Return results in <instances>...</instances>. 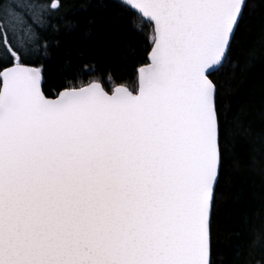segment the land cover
Segmentation results:
<instances>
[{
    "label": "snow or ice",
    "instance_id": "obj_1",
    "mask_svg": "<svg viewBox=\"0 0 264 264\" xmlns=\"http://www.w3.org/2000/svg\"><path fill=\"white\" fill-rule=\"evenodd\" d=\"M252 6L0 0V264H216L229 161L216 77ZM132 33L131 84L63 45Z\"/></svg>",
    "mask_w": 264,
    "mask_h": 264
},
{
    "label": "trees",
    "instance_id": "obj_2",
    "mask_svg": "<svg viewBox=\"0 0 264 264\" xmlns=\"http://www.w3.org/2000/svg\"><path fill=\"white\" fill-rule=\"evenodd\" d=\"M250 3L253 6L247 25L229 62L216 77L228 120L229 155L224 197L215 221L216 264H264V8L259 0ZM125 43L142 48L144 36L132 33L124 41L118 35L106 34L89 42L74 34L63 41L64 48L79 47L86 56L95 55L102 67L118 68L131 84L134 78L129 75L130 68L119 63ZM55 54L63 55V51ZM48 73L52 80L59 76L55 64L49 66ZM90 75L91 70L86 69L83 79L88 80Z\"/></svg>",
    "mask_w": 264,
    "mask_h": 264
}]
</instances>
